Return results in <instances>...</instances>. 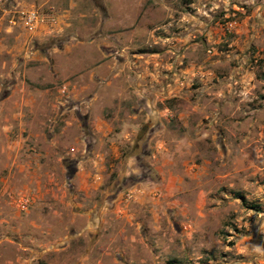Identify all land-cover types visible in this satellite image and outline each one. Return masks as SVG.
<instances>
[{"label": "rangeland", "instance_id": "1", "mask_svg": "<svg viewBox=\"0 0 264 264\" xmlns=\"http://www.w3.org/2000/svg\"><path fill=\"white\" fill-rule=\"evenodd\" d=\"M0 264H264V0H4Z\"/></svg>", "mask_w": 264, "mask_h": 264}, {"label": "built area", "instance_id": "2", "mask_svg": "<svg viewBox=\"0 0 264 264\" xmlns=\"http://www.w3.org/2000/svg\"><path fill=\"white\" fill-rule=\"evenodd\" d=\"M4 0H0V16L13 14L10 23L17 24V19L30 32L38 29L39 25L44 22V17L36 9H18L15 12H8L4 7Z\"/></svg>", "mask_w": 264, "mask_h": 264}]
</instances>
